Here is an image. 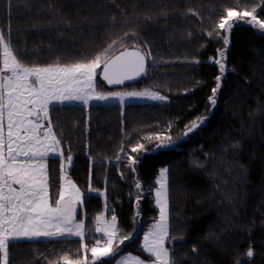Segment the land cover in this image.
<instances>
[{"label":"trees","instance_id":"trees-1","mask_svg":"<svg viewBox=\"0 0 264 264\" xmlns=\"http://www.w3.org/2000/svg\"><path fill=\"white\" fill-rule=\"evenodd\" d=\"M252 6L264 19V0H0V31L9 33L27 63L92 59L116 40L112 55L122 48L124 33L126 47L138 40L151 52L147 82L133 88L158 92L167 103L50 108L64 157H73L68 176L83 194L85 243L96 242L94 222L104 202L107 216H116L118 236L131 237L100 264H114L124 254L147 260L140 240L157 221L153 195L161 168L168 169L170 232L177 237L166 246L176 264H234L237 255L241 264H264V34L236 24L222 75L215 63L222 49L216 25L225 9ZM157 134L173 142L157 147ZM237 142L240 150L232 148ZM137 143L145 150L132 153ZM125 153L138 159L134 174ZM48 163L51 191L58 194L61 160ZM249 244L255 253L250 262L244 254ZM65 254L83 255L78 240L14 242L10 264H61Z\"/></svg>","mask_w":264,"mask_h":264},{"label":"snow or ice","instance_id":"snow-or-ice-1","mask_svg":"<svg viewBox=\"0 0 264 264\" xmlns=\"http://www.w3.org/2000/svg\"><path fill=\"white\" fill-rule=\"evenodd\" d=\"M192 15L197 13L192 11ZM258 15L261 13H258L257 6L243 10L227 7L216 25L225 35L217 33V36L227 45L228 34L240 22L264 31V19L258 18ZM8 35L0 31V264H10V246L16 241L41 238L59 240L65 237L78 238L83 255H62L59 257L61 264H100L105 258L114 257L120 245L131 237L118 236L114 214L111 215V222L100 215L95 217V231L101 235L96 238L95 244L89 246L85 243V222L78 219V209L84 207L83 194L68 176L73 157L68 154L65 160L61 139L53 131L50 108L55 102L78 101L88 105L92 100L116 99L123 103L125 97L164 101L166 97L150 91H97V76L101 73L108 85H120L144 74L146 60L151 52L147 51L146 43L141 44L138 40L133 42L129 50L126 47L129 34L124 33L120 46L125 50L113 59L109 57L117 45L116 40L92 59L70 63H61L56 59L47 65L30 64L13 50ZM208 35L212 36V32ZM131 37L135 38L136 33L133 32ZM223 59L221 52V58L215 60L221 73L226 70ZM217 81L210 97L212 106L216 104L215 96L220 87L219 76ZM206 119L207 116L198 118V122L193 121L184 136L198 129ZM43 121L48 122L47 126ZM151 138L147 137L149 140ZM155 138L161 141L157 147H169L173 142L171 136L162 140L161 135L157 134ZM241 147L239 142L232 145L234 150H240ZM130 150L139 153L145 150L144 144L137 143ZM121 152H125L123 147ZM57 158L61 160L60 179L63 181L58 194L51 191L55 185L50 183L48 163L50 159L55 162ZM117 159L120 157L117 156ZM127 159L135 172L134 166L138 159L132 155H127ZM195 166L203 167L198 162ZM156 184L159 185L155 189L159 219L143 235V251L148 254V258L129 257L128 261L121 259L116 264H176L174 250L166 246L177 239L170 232L168 169L160 171ZM136 187L140 188L139 182ZM89 191L95 189L90 188ZM191 251L199 259V249L193 246ZM244 254L250 262L255 254L251 244ZM50 264L56 262L50 261ZM234 264H241L239 255Z\"/></svg>","mask_w":264,"mask_h":264},{"label":"rangeland","instance_id":"rangeland-1","mask_svg":"<svg viewBox=\"0 0 264 264\" xmlns=\"http://www.w3.org/2000/svg\"><path fill=\"white\" fill-rule=\"evenodd\" d=\"M238 24L247 25V26L251 27L254 31H256L258 33H261V34H264V31L260 30L258 27H254V26L249 25V24L244 23V22H240ZM224 35H225V33L222 31V35L221 36H224ZM228 38H229V34H228ZM227 48H228V44L225 45L224 42H223V39H222V49L218 52V55H217V58L216 59H220L221 58V52H222L223 53V57H224L223 62L225 63V54H226ZM217 66H218V69H219V65H217ZM219 73H220V75H222L224 72L221 73L219 71ZM97 82L98 81H96V84H97ZM97 91H99V92H108V91H104L103 89L99 88L98 85H97ZM132 91H136V92L150 91V92H154V93H157L159 95H162V94H160L158 92L152 91V90L147 89V88H144V87H140L138 89H134L132 87V88H129V89L124 90V91H116V92H132ZM167 101H168L167 98L164 101H156V100H151V99H147V98L125 97L123 103H121L119 100H116V99H112V100H108V101H95V100H92V101L89 102L88 105H84V104H82V103H80L78 101H73V102H65V103L55 102L51 107H53V106H69V105H74V106H82V107H85V108H89L90 106H93V105H103V106L116 105V106H119V107L123 108L126 105H133V104H163V103H167ZM43 123L47 126V123L48 122L47 121H43ZM185 137L186 136H184L183 138H185ZM162 169H165V168H161L159 170L158 175H157V177L155 179V184H156V180L159 179V177H160V171ZM132 174H134L133 171H132ZM136 184H137V182H136V180H134L133 186L135 188H136ZM158 187H159V185L156 184V188H158ZM136 189H137L136 190V197H139L140 196L139 189L138 188H136ZM153 197H154V203H155V190H154ZM155 206H156V203H155ZM156 208H157V211H158V217H157V220H158L159 219V209H158L157 206H156ZM78 211H80V210L78 209ZM137 213H139V209L138 208L136 209V215H137ZM100 215H102L106 221L111 222V216L109 217L106 214V203L105 202L103 203V210H102V212L99 215H97V216H100ZM115 223H116V226H117V222H115ZM133 223H134V226L136 227L137 226V220L134 219ZM94 224H95V222H94ZM97 235L100 236L101 234L100 233H97Z\"/></svg>","mask_w":264,"mask_h":264},{"label":"water","instance_id":"water-1","mask_svg":"<svg viewBox=\"0 0 264 264\" xmlns=\"http://www.w3.org/2000/svg\"><path fill=\"white\" fill-rule=\"evenodd\" d=\"M129 50H131L132 48V45L127 47ZM124 47L120 48L119 50H117L116 52H114L110 57L109 59H113L115 58V56H118L120 55V53L122 51H124ZM148 60H146V72L144 74H142L141 76L137 77L136 79L134 80H131V81H125L123 84H120V85H108L106 81H104L102 79V73L100 75L97 76V81L99 82V84L102 86V89L104 91H124L128 88H131V87H139L143 84H145L147 82V71H148ZM98 73H100V69L97 70Z\"/></svg>","mask_w":264,"mask_h":264},{"label":"crops","instance_id":"crops-1","mask_svg":"<svg viewBox=\"0 0 264 264\" xmlns=\"http://www.w3.org/2000/svg\"><path fill=\"white\" fill-rule=\"evenodd\" d=\"M46 126V125H45ZM58 159H60V158H58ZM65 160H66V158H65ZM60 177H61V171H60ZM61 183H63V181H61ZM80 212H81V219H83L84 220V214H83V211L82 210H80ZM156 223V222H155ZM154 224V223H153ZM152 224V225H153ZM151 225V226H152ZM151 228V227H150ZM149 228V229H150ZM148 229V230H149ZM147 230V231H148ZM146 231V232H147ZM146 232H144V233H146ZM144 233H143V235H144ZM143 235L141 236V240H140V248H141V250L143 251ZM53 240H55V239H53ZM59 240H78V238H71V237H65V238H62V239H59ZM23 241H51L50 239H44V238H41V239H38V240H27V239H22V240H19V241H16V242H23ZM143 253L148 257V254L146 253V252H144L143 251ZM129 257H137V256H135V255H132V254H124V255H122V256H120L119 258H117V260L116 261H118V260H121V259H123V260H125V261H128V259H129ZM139 258V257H138ZM141 259V258H140ZM116 261L114 262V264H116Z\"/></svg>","mask_w":264,"mask_h":264},{"label":"bare ground","instance_id":"bare-ground-1","mask_svg":"<svg viewBox=\"0 0 264 264\" xmlns=\"http://www.w3.org/2000/svg\"><path fill=\"white\" fill-rule=\"evenodd\" d=\"M132 88V87H131ZM129 89V88H128ZM127 90V89H126Z\"/></svg>","mask_w":264,"mask_h":264}]
</instances>
